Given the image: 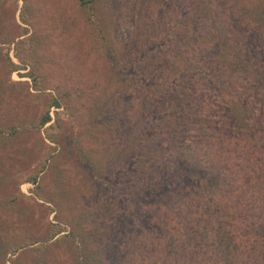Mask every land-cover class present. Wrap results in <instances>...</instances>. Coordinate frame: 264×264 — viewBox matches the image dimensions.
Listing matches in <instances>:
<instances>
[{
    "label": "trees",
    "instance_id": "obj_1",
    "mask_svg": "<svg viewBox=\"0 0 264 264\" xmlns=\"http://www.w3.org/2000/svg\"><path fill=\"white\" fill-rule=\"evenodd\" d=\"M23 1L20 18L26 36L6 41L10 48L15 43L20 60L19 64L8 53V72L28 77L38 97L46 100L34 127L46 129L51 141L58 143L51 129L60 125L62 112L80 119L84 136L76 135V147L95 180L84 179L83 189L75 190L74 196L88 198L99 193L101 185L111 189L103 198L99 193L94 206L99 200L101 205L109 203L103 234L120 233L121 264H264V45L255 39L264 25V0H241L238 6L222 10L218 21L209 14L210 24L197 11L199 0H171L174 14L160 7L159 0H77L76 14L91 32L94 52H105L108 60L109 87L103 86L98 97L94 91L99 80L94 87L82 82L70 86L52 68L61 60L49 53L48 42L28 34L35 13L30 1ZM109 6L115 9L110 19L106 17ZM128 25L133 27L131 33L119 35V28ZM137 28H142L139 36ZM256 42L257 56L252 53ZM197 45L207 49L206 56H192ZM249 73H254L252 80L238 92L239 76ZM186 78L214 81L216 87L234 86L227 88L235 98L224 97L223 119L237 128L239 136L205 131L195 146L180 139V129L166 123L172 108L159 111V105L166 101L161 100L163 92L169 98L170 91H186ZM89 97L94 102L84 112ZM202 107V101L191 99L189 107L175 110L188 116L186 121L217 123L215 117L201 116ZM142 114L145 117L140 119ZM88 117L93 125L86 122ZM136 120L141 121L139 126ZM26 125L19 121L7 130L0 125V142H13ZM117 133L125 137L127 147H119ZM93 141H105L104 153L114 156L118 149L130 150V163L108 178L103 151L86 148ZM163 157L165 162L155 172L156 162ZM194 180L199 183L192 184ZM26 181L35 187L33 196L40 195L39 176L31 175ZM62 183L63 191H68L69 182ZM21 199L15 196L4 203L10 219L0 213V264H46L48 241H38L27 232L19 234L21 227L11 219L12 208ZM45 200L53 203L51 197ZM138 204L145 211L134 210ZM78 227L80 232L77 226L66 232L62 225L50 239L65 247V253L75 250L79 264H105L102 249L92 247L101 228Z\"/></svg>",
    "mask_w": 264,
    "mask_h": 264
},
{
    "label": "rangeland",
    "instance_id": "obj_2",
    "mask_svg": "<svg viewBox=\"0 0 264 264\" xmlns=\"http://www.w3.org/2000/svg\"><path fill=\"white\" fill-rule=\"evenodd\" d=\"M29 1L33 6L35 17L28 34H36L40 40L50 44L49 53L55 56V60H61V64L57 63L52 68L57 74L63 76L62 78L70 86H75L82 82V84H90L94 87L98 85L97 80H99L101 82L99 89H95L94 92L97 97L100 96L104 88L109 87L106 80L108 60L105 52H94L91 44V32L85 25L83 18L78 15L79 13L76 14V10L79 12L78 1ZM159 1L160 7L166 9L168 13H175L171 0ZM240 1L199 0L200 4L197 11L201 12L200 15L204 17L203 22L210 24L207 21L209 14L214 15L218 21V17L223 12L222 10L232 9L234 5L238 6ZM252 1L256 3L259 0ZM23 3V0H0V125L7 130L10 125L18 124L19 121L27 124L19 135L15 136L13 142H10V140L8 142L5 141L7 143L0 142V213L5 214L10 219V209L4 211V203L10 202V199L15 196L22 197L19 204L12 208L11 219L21 227V230L17 231L19 234L27 232L37 238L38 241H48L46 264H79L78 259H75V250L65 253L63 250L66 248L55 244V241H51L50 238L62 225L65 226L66 232L71 230V228H76V226V230L80 232L78 227L80 224L86 231L100 227L101 229L98 231L101 232V235L95 239V245L92 243L94 245L92 247L102 249L105 264H121L123 249L118 238L120 233L113 236L103 234L107 230L105 213L110 208L109 203L101 205L102 201L99 200V203L94 206L95 202H98L96 196L100 193V197L103 198L111 189L101 185L99 193L93 192L88 198L79 199L76 193L74 196L75 190L83 189L84 179L86 183H92L95 180L90 167L82 162L79 156V148L76 147V135L81 134V136H84L81 133L83 128L78 125L80 119L75 120L77 117L74 116V118L68 112H62L60 125L51 129L57 135L58 143L51 141L47 138L46 129L34 127L35 125L37 126L45 111L46 100L44 97H38L39 93L33 89L28 77H21L17 71L11 74L8 72V53L13 60L20 64V60L15 56V43L10 48V46L6 45V41L11 38L18 41L26 36L22 29L24 23L20 18ZM113 7H108L109 12L106 13L108 19H110V11L115 12ZM126 8L128 11L129 7ZM119 14L121 15V13ZM172 14L170 15L174 16ZM132 28L130 25L122 26L119 28L118 33L119 35L127 36L131 33ZM141 31L142 28H137L138 36L141 35ZM257 32L259 33L255 39L264 45V25ZM233 43L240 44L237 40L233 41ZM256 46L257 42L252 46V53L255 56H257ZM206 50L205 47L200 48L197 45V53L195 55L192 54V56H206L208 53ZM25 71L21 70V72ZM253 74L249 73L239 76L240 82L236 85L238 92L243 90L244 84L252 80ZM185 82L186 91L180 93L170 91L169 98L163 92L162 96L164 97L161 100L166 101L159 105V111L172 108L173 112L166 123L173 124V126L180 129V139L185 141L186 145L195 146L199 144L197 142L203 139L202 133H205V131L222 135L227 132L229 136L231 134L239 136L236 132L238 131L237 128L231 127V124L223 119L225 107H227L224 97L226 96L227 100L235 98V96L232 97L228 93L229 89L234 86L228 87V85L222 84L216 87L214 81L207 84L193 78H186ZM103 86L104 88L102 89ZM191 99L202 101L201 116L205 119L211 116L215 117L217 123L209 119L205 121L206 123H193L186 121L189 120L188 116L176 113L175 108L177 107H189ZM93 102L94 100L90 97L87 98L86 105L83 108L84 112H88L87 109ZM169 105L171 107H168ZM261 106L260 104L257 107V112L261 111ZM144 117L142 114L140 119ZM86 122H90L93 125V122L89 121V117ZM135 123L139 126L141 121L136 120ZM222 127L224 130H220ZM244 135L245 133L241 132L240 136ZM117 136L120 139L119 147H127L125 137L118 133ZM103 142L105 144V141ZM104 144L93 141L87 144L86 148H95L104 153L106 148ZM159 145L156 144V146ZM120 150L118 149V153L115 156L112 153H104L105 159L103 162L107 167L103 166V168L105 170L107 168V171L110 172L107 175L108 178H113L117 169L130 163V150H126L123 153ZM152 150L155 152V149ZM157 154L164 156L163 152H157ZM163 160L165 162L166 159L163 157V159L160 158L156 162V167L153 169L155 172L162 165ZM43 167H45V170L41 173ZM105 170L104 172H106ZM195 171L191 172L196 174ZM34 174L39 176L40 185L43 186L40 190V195L37 196H33L34 185L26 181L29 176ZM63 180L69 182L70 189L68 191H63ZM136 182L138 183L139 179H136ZM127 183L134 186L133 181H128ZM197 183L199 182L195 180L192 182V184ZM211 183L212 181H210ZM204 187L205 185L202 186L201 184L200 188ZM179 191H183L182 186H180ZM21 192L23 193L21 194ZM46 197H51L53 203H48L45 200ZM139 201L141 202V200ZM133 209L145 211V207L142 204H138ZM56 212L59 218L55 215ZM60 220L64 222L61 223ZM78 221H80L79 224ZM136 225L138 226L139 223L136 222ZM34 254L37 255V253Z\"/></svg>",
    "mask_w": 264,
    "mask_h": 264
}]
</instances>
